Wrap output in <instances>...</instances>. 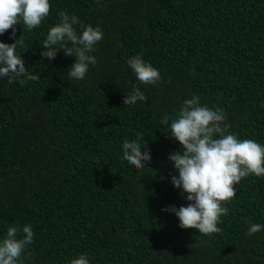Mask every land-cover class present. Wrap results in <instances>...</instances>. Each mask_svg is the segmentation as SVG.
I'll return each instance as SVG.
<instances>
[{"label": "trees", "instance_id": "trees-1", "mask_svg": "<svg viewBox=\"0 0 264 264\" xmlns=\"http://www.w3.org/2000/svg\"><path fill=\"white\" fill-rule=\"evenodd\" d=\"M39 27L21 21L15 37L24 85L0 77V240L11 225H31L34 243L19 264H264V176L249 175L217 234L181 229L162 209L187 206L169 161L180 149L159 125L193 96L222 108L238 139L264 145V0H49ZM99 27L97 59L83 80L68 76L75 58L49 61L40 44L58 13ZM77 31L81 26L76 25ZM71 46V45H69ZM160 81L143 85L127 61L136 54ZM137 86L146 102L123 105ZM143 135L151 162L136 169L121 145ZM143 151V149H142ZM143 185V187H142Z\"/></svg>", "mask_w": 264, "mask_h": 264}, {"label": "clouds", "instance_id": "clouds-1", "mask_svg": "<svg viewBox=\"0 0 264 264\" xmlns=\"http://www.w3.org/2000/svg\"><path fill=\"white\" fill-rule=\"evenodd\" d=\"M50 7L49 0H0V36L11 30L10 38H14L15 25L21 21L28 31L39 27L48 17ZM58 16L59 22L50 27L40 44L44 49L41 58L52 61L62 50L65 56L75 58L68 76L83 80L89 67L97 63L90 53L103 39V32L98 26L83 25L75 15L64 11ZM76 25L81 26L80 32ZM18 43L20 38L13 43L0 42V77L20 85L38 81L39 74L30 73L21 55L17 54ZM127 63L140 84L155 86L160 81L159 71L146 62L142 54L134 55ZM146 101L147 96L134 85L132 92L125 95L123 105ZM159 125H163V132L170 133L169 138L180 145V149L168 157L178 172V176L171 177V183L174 188L182 189V195L187 194L188 202L187 206H169L162 211L174 214L181 229H195L203 235L222 232L218 225L228 214V208L222 204L236 196V185L249 175L264 176V145L251 139H238L229 131L224 109L201 105L199 96L184 100L178 113L162 116ZM121 148L123 160L136 169L145 168L151 162L143 135L125 139ZM262 228L264 225L253 224L247 235ZM33 243L31 225L9 226L6 236L0 240V264H19ZM70 264H90V261L86 253H80Z\"/></svg>", "mask_w": 264, "mask_h": 264}]
</instances>
